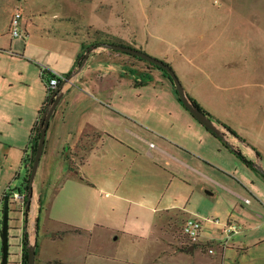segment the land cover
Returning <instances> with one entry per match:
<instances>
[{
	"label": "rangeland",
	"instance_id": "obj_1",
	"mask_svg": "<svg viewBox=\"0 0 264 264\" xmlns=\"http://www.w3.org/2000/svg\"><path fill=\"white\" fill-rule=\"evenodd\" d=\"M17 9L22 11L21 37L13 38L8 31ZM53 22L69 23L73 33L79 35L87 46L92 45L93 40L106 39L158 60L161 59L154 56L156 50L168 52L174 46L191 47L195 60L193 66H187L190 76L185 79L175 73L185 94L231 128L251 149L259 152L260 157L248 159L253 165L248 167L230 152L234 148L230 142L237 143L236 138L209 120L216 128V139L206 135L204 128L198 133L187 134V137L186 132L182 136L177 131L173 134L207 159L205 166L213 181L196 173L172 180L162 172L150 169L148 164L147 171L131 173L132 160H123L122 157H118V163L115 161L112 168L115 180L125 176L120 179L124 183L122 190L135 188L139 196H145L143 203L146 205H158L157 195L161 193L160 207L184 209L187 217L201 220V241L204 242L219 239L218 231L228 222L244 227L243 232L234 237L236 241L243 240L251 231L250 227L262 224L264 209H257L255 205H264V180L259 172L264 171V0H0V230L4 195L26 193L24 151L26 155L31 153L30 130L46 99L45 82L39 70L44 65L29 59L30 53H24L25 43L38 39L26 32L38 33L40 29L55 26ZM205 46H240L248 53L247 72L220 75L217 52L211 58L205 56ZM129 58L144 63L147 68L157 69L144 60L130 55ZM223 72L228 74L230 71ZM146 93L148 107L151 100ZM171 102L163 92L162 109L146 114L148 125L159 132H164L167 126L169 129L177 116L174 108L172 115ZM176 106L184 111L179 102ZM68 119L71 120L72 115ZM151 142L156 143L155 140ZM98 144L100 141L95 133L86 132L74 148H65L64 157L69 170L78 171L88 163ZM98 164L94 159L92 170ZM39 177L35 175V188L42 191L43 204L39 201L38 209L45 208V201L60 179L50 177L48 183L51 186L45 183L42 189ZM244 198H249L251 204L245 205ZM14 208L15 205L8 204L7 264H20L22 258L25 221L21 224L20 215L14 212ZM184 221L181 212L173 211L157 224L156 230L161 232L172 252L181 246H190L182 235ZM30 232L35 233V221ZM38 237L40 240L44 236L39 232ZM86 239L73 237L59 247L65 256L71 257L77 248L85 249ZM104 243L105 236L100 233L91 241L94 246ZM1 247L0 235V264ZM238 261L242 260L236 261L241 264ZM246 261L245 264H250L252 259L246 258Z\"/></svg>",
	"mask_w": 264,
	"mask_h": 264
},
{
	"label": "crops",
	"instance_id": "obj_2",
	"mask_svg": "<svg viewBox=\"0 0 264 264\" xmlns=\"http://www.w3.org/2000/svg\"><path fill=\"white\" fill-rule=\"evenodd\" d=\"M53 23L55 26L40 29L38 33H28L25 26L27 35L34 38L36 35L38 40L25 43L24 53H30L31 56L27 55L29 59L66 78L58 86L55 96L58 104L49 119L36 172L40 175L42 189L45 183L51 186L49 179L54 176L60 178L59 185L54 184L45 208L41 207L39 213L38 202L42 203L43 196L42 191L35 188L34 178L29 212L24 220L19 216L21 224L25 221L24 232L28 247L33 251L36 234H31L30 227L39 218L38 236L41 232L44 237L37 238L35 264H238V259L245 264L248 263L246 258L252 259L250 264H264V221L250 227L251 231L241 241L234 240V237L242 233L244 227L236 223L242 229L228 239L219 230V239L204 242L201 234L197 245L181 246L173 252L168 249L167 241L156 230L157 224L173 211L181 212L186 220L190 218L186 211L160 207L161 193L157 195L158 205L144 204L145 196H139L135 188L122 190L124 183L120 179L125 176L115 180L112 168L115 161L118 163V157L130 158L131 173L145 172L150 165V169H156L172 180L196 173L213 181L205 166L207 159L173 134L177 131L182 136L186 132L187 137V134L198 133L204 127L199 122L196 124L185 108L183 111L176 106L177 97L171 82L161 71L147 68L144 63L131 60L129 55L124 56L103 46L84 52L89 45L73 33L69 23ZM191 50L189 46H174L168 52L156 50L154 56L186 79L190 76L187 66H193L195 60ZM215 52L220 75L247 72L248 53L240 46H205V56L211 58ZM82 54L84 58L80 60ZM222 69L230 72L226 74ZM146 92L151 100L148 107ZM163 92L173 103L172 115L174 108L177 116L169 129L167 126L164 132H159L148 125L146 114L162 109ZM69 115H72L71 120ZM205 131L206 135H211ZM86 132L95 133L100 144L91 152L88 163L78 171H71L64 150L74 148ZM234 141L237 143L231 141V146L238 148L247 160L257 156L246 143L238 139ZM94 159L99 164L92 170ZM244 200L249 201H244L245 205L251 204L249 198ZM262 206L255 205L263 211ZM98 233L105 236V243L91 245ZM73 237H86L87 246L84 250L77 248L71 257L65 256L59 245Z\"/></svg>",
	"mask_w": 264,
	"mask_h": 264
},
{
	"label": "water",
	"instance_id": "obj_3",
	"mask_svg": "<svg viewBox=\"0 0 264 264\" xmlns=\"http://www.w3.org/2000/svg\"><path fill=\"white\" fill-rule=\"evenodd\" d=\"M103 47L106 49H109V50H115V51L122 52V53H125V54L130 55V56H133V57H137V58L144 60V61H146L152 65H155L158 68L167 72L169 77L172 80V84L175 87V91L177 93V96L181 100L182 105L188 111V113L197 122H199L205 129H207L210 132L217 134L216 128L213 126V124L198 109H196L191 104L187 95L184 92V89H183L177 75L170 68L169 65L165 64V62H163L161 60L155 59V58L145 54L144 52L137 50V49H134V48L125 47V46H117V45H113V44H106ZM88 51L89 50H87V53H88ZM82 65H84V62ZM57 104H58V101L54 100L51 107H49L43 113L42 118H41V122L43 123V126L41 127V130H40V137H39L38 144H37V147L35 150L33 164H32L31 170H30V176H29V185L30 186L32 185V183L34 181V178H35V175H36V172L38 169V165L40 162V158H41V155L43 152L44 142H45V134H46V130L48 128L49 119H50L54 109L56 108ZM259 172L261 175L264 176V171L260 170ZM30 200H31V195L28 197V200H27V208H29V206H30ZM8 201H9V193L5 194L4 199H3L2 224H1V230H0L1 241H2L1 264H7V258H8V221H9V219H8V212H9ZM35 255L36 254L33 250H31V249L28 250V264H35Z\"/></svg>",
	"mask_w": 264,
	"mask_h": 264
},
{
	"label": "trees",
	"instance_id": "obj_4",
	"mask_svg": "<svg viewBox=\"0 0 264 264\" xmlns=\"http://www.w3.org/2000/svg\"><path fill=\"white\" fill-rule=\"evenodd\" d=\"M106 44H113V45H117V46H122L121 43H112L108 40H93V43L92 45H89L88 48H84V52L89 49V48H98V47H101V46H104ZM125 54V53H124ZM127 55V54H126ZM133 57V56H132ZM84 58V54L81 55L80 57V60H82ZM134 58H137V57H134ZM139 59V58H137ZM141 60V59H139ZM167 64V63H165ZM169 65V64H167ZM170 66V65H169ZM159 71H161L168 79L169 81L171 82V85L173 87V92L174 94L176 95L177 97V101L182 105V102L181 100L179 99V97L177 96V93L175 91V87L174 85L172 84V80L171 78L169 77L168 73L165 72L164 70L158 68L157 66H155ZM170 68L173 70V68L170 66ZM174 71V70H173ZM41 76H42V80L45 82L49 79V76H48V73H45V72H42L41 71ZM189 101L191 102V104L196 108L198 109L208 120H210L211 122L214 121L216 122L218 125H220L222 128H224L230 135H232L234 138L240 140L241 142H244L245 141L240 137L238 136L231 128H229L228 126L224 125L223 123L219 122L218 120H216L210 113H208L193 97H191L190 95L186 94ZM55 100V96L52 98L51 102L50 103H53ZM49 103V98L46 97L45 99V103ZM44 104L42 105V108L41 110L39 111L38 113V120L37 122L35 123V125L33 126V128L31 129V132H30V137H29V146H30V149H31V153L30 155H26L27 152L24 151V158H23V163L25 164L26 166V170H27V174H26V187H25V190L27 192V200H28V197L31 195L32 193V188L31 186L29 185V176H30V170H31V167H32V164H33V159H34V155H35V150H36V147H37V144H38V140H39V137H40V130H41V127L43 126V123L41 122V118H42V115H43V112H44ZM183 106V105H182ZM184 107V106H183ZM192 117V116H191ZM194 119V118H193ZM207 130V129H206ZM208 131V130H207ZM209 133L214 137V138H218L217 134L213 133V132H210ZM249 146V145H248ZM227 148V147H226ZM229 149V148H228ZM252 150L255 152V154L257 155V157H260V154L259 152L255 151L253 148ZM231 152L237 156L244 164H246L248 167L249 166H253L248 160L247 158L240 152L239 149L237 148H233L231 150ZM30 169V170H29ZM261 177L263 178L264 180V176L261 175ZM5 196V195H4ZM4 199V198H3ZM41 208H39L38 212L40 213L41 212ZM28 211V210H27ZM38 231H39V218L37 217L36 220H35V234H36V238H35V254L37 253V249H38ZM21 243H22V258H21V264H28V237H27V234L26 232H23V235H22V240H21Z\"/></svg>",
	"mask_w": 264,
	"mask_h": 264
},
{
	"label": "built area",
	"instance_id": "obj_5",
	"mask_svg": "<svg viewBox=\"0 0 264 264\" xmlns=\"http://www.w3.org/2000/svg\"><path fill=\"white\" fill-rule=\"evenodd\" d=\"M22 20V11L16 10L12 15L10 25H9V33L13 38L21 37L20 33V22ZM42 72L48 73L49 79L45 81V90H46V97L49 98V103L44 104V112L51 107L52 103L51 100L54 96H56L59 83L61 80H66L65 76L47 68L42 67ZM43 112V113H44ZM245 203H248V200H244ZM8 204L15 205L14 212H17L22 219L27 214V192L25 194L20 193H12L9 194V201ZM217 224V222H215ZM203 222L201 220L195 218H188L184 221L182 226V235L184 236L185 240L187 241V245L193 246L200 243V237L202 233ZM241 226L233 223L228 222L227 224L223 225L221 229V235L225 236L226 239L230 238V236L239 233L241 230ZM211 253V250H208Z\"/></svg>",
	"mask_w": 264,
	"mask_h": 264
}]
</instances>
